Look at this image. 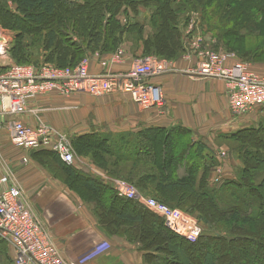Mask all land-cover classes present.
Instances as JSON below:
<instances>
[{
	"label": "trees",
	"instance_id": "16d2710c",
	"mask_svg": "<svg viewBox=\"0 0 264 264\" xmlns=\"http://www.w3.org/2000/svg\"><path fill=\"white\" fill-rule=\"evenodd\" d=\"M197 11L205 19L200 28L208 27L217 41L214 50L234 51L238 41L254 37L261 38L260 44L238 56L251 62H256L252 55L264 56V0H0V23L15 28L8 49L15 63L73 68L88 55L113 54L122 45L125 56L132 45V51L141 49L143 55L177 60L188 51L184 29ZM114 135L84 134L73 144L94 153L93 163L110 177L130 181L143 195L196 215L202 227L196 242L55 151H31L36 159L53 154L45 160L63 169L69 179L65 183L72 190L81 183L94 196L92 211L102 231L136 244L146 264H264V120L259 127L224 136L238 142L232 154L240 164L234 176L216 181L212 174L220 163L214 150L203 138L191 139L185 127ZM119 221L132 228L116 227ZM0 264H13L12 250L1 236Z\"/></svg>",
	"mask_w": 264,
	"mask_h": 264
},
{
	"label": "built area",
	"instance_id": "2783aa9c",
	"mask_svg": "<svg viewBox=\"0 0 264 264\" xmlns=\"http://www.w3.org/2000/svg\"><path fill=\"white\" fill-rule=\"evenodd\" d=\"M191 41L193 55L186 58L192 59L193 63L186 67L178 68L168 59L147 56L133 60L127 71L94 74L88 57L73 68H58L50 64L39 68L32 65L23 67L1 63V59L7 57L8 40L0 26V67H6L0 72V130L6 128L11 143L23 151L47 148L55 151L68 164L74 165L78 160L90 168L81 158H75L70 141L61 131L29 108L31 99L52 91L64 97L76 94L101 97L124 93L145 109H161L166 104L163 89L150 79L177 72L191 77L224 80L229 106L235 115L264 109L263 74L253 71L234 54L202 49V40L198 37H193ZM94 55L104 67L125 57L122 49L116 50L110 59L99 53ZM27 114L35 117V124L25 123L20 117ZM23 161H27L26 156ZM220 169L219 166V172ZM9 172L0 176V236L10 244L13 264H80L63 256L39 215L28 205L13 173ZM110 178L118 196L143 204L159 215L176 234L191 242L198 240L202 233L198 219L143 195L125 179Z\"/></svg>",
	"mask_w": 264,
	"mask_h": 264
},
{
	"label": "crops",
	"instance_id": "0c3cea01",
	"mask_svg": "<svg viewBox=\"0 0 264 264\" xmlns=\"http://www.w3.org/2000/svg\"><path fill=\"white\" fill-rule=\"evenodd\" d=\"M127 52L129 53L128 46ZM128 53L121 61H114L107 67L100 65L98 56L92 55L90 70L94 74L127 71L131 68L133 60L139 56H130ZM110 55H104V57ZM179 63V66L186 67L192 64L193 60L187 59ZM150 81L163 89L166 104L161 109H145L124 93L101 97L87 94L64 97L56 91L31 99L28 106L56 127H71L77 121L75 117L76 110L79 109L78 104L83 105L84 111L81 114L83 119H86V113H88L87 104H91L90 106L95 107V116L99 115L93 124L100 126L99 128L102 127L104 119L103 110L105 108L113 110L105 119V123L109 124L110 131L113 133L138 132L147 127L180 125L190 130L191 139H207L211 145L219 138L225 139L224 136L227 134L250 128V125L259 117L258 109L252 115L248 113L244 116H236L229 106L227 84L219 78L167 73L154 77ZM86 96L93 98L89 99ZM20 117L25 123L35 124V117L31 114ZM4 133L8 136L6 128L0 130L1 143V136ZM10 145L17 154L21 153L20 156L8 158L7 161L14 170V177L23 196L36 207L33 210L52 234L55 243L67 260L80 264H146L143 252L136 244L124 236H110L102 231L92 208L83 205L70 190L54 179L52 174L38 163V159L32 156L33 151L29 153L15 147L12 143ZM23 156L27 157L26 162L21 160ZM74 165L98 177L106 184H112L111 178L106 175L107 172L95 164L93 168H89L76 160ZM229 165L230 163L223 165L219 173L214 172L212 179L216 181L232 177Z\"/></svg>",
	"mask_w": 264,
	"mask_h": 264
},
{
	"label": "rangeland",
	"instance_id": "374dc122",
	"mask_svg": "<svg viewBox=\"0 0 264 264\" xmlns=\"http://www.w3.org/2000/svg\"><path fill=\"white\" fill-rule=\"evenodd\" d=\"M233 6H237V4H235V2H233ZM213 11H214V9H213ZM261 18L262 17L259 18V16H258V18H256V19L260 21ZM204 20L202 19V15H201V13L199 11L191 13V18L188 21L187 27L184 29L185 35L187 34V36H188L187 42L185 44V47H187L188 51L185 52L183 54V56L180 57L177 60L168 59V60L173 62L175 67L183 68V67L179 66V64H180L179 62L187 60L186 57H188V55H189V57H192L193 52H192L191 47H190V44L192 42L191 39L193 37H198V38H200V41L202 40L201 41V48L202 49L211 50V51H217V52H222V53L234 54L238 59L246 62L253 71L264 75V64H263V62H261V61L264 60V56L252 55L254 51L251 52L248 57H251V55H252L256 62L246 61V60H243V58H241L240 56H238V53H239L240 50H243V51L246 50V52H247L249 48L253 47V45L260 44L261 38H254V37L250 38L249 37V38H246L247 40L238 41L237 42L238 46H236L234 51H227L223 47H220V48H217L216 50H214L212 46L214 44H216L217 41L215 40V38H213L212 34L207 33V30H209L208 27L205 26L204 28H202V27L200 28V26H199L200 24L204 23ZM123 22H124V20H123ZM217 25H221L218 22V18H217ZM0 26H1V28H3L5 30V35H6V38L8 40V47H7V53H6L7 57L6 58H2L1 59V63H3V61H4L3 64H6V65H21L23 67L24 66H30V65H32V66L38 65L37 63H29V64H18V63H15V61L10 57V54L8 53V49L10 47V42L12 43L13 37H14V34H15V28L13 29L12 26L6 27L3 23H0ZM260 26H261L260 30L263 31L262 28L264 29V22L262 23V21H261L260 22ZM128 47H129V53L127 51H126V53H128V55H130V56L139 55V56H137L136 59H141V58L147 57V56H153V57L155 56V57L158 58V56H156L154 54L143 55L142 52H141V49L139 51H137V52H135V50L132 51V45H129ZM118 49L124 50L123 45L120 46ZM107 55H110V54H107ZM114 55L112 54L110 56H105V57L106 58H112ZM86 57L90 58V55H88ZM45 64L53 65L52 63H44V64H41L40 67L45 65ZM174 73H177V72H174ZM86 97H89V96H86ZM90 98H93V97H89V99ZM87 105H88L87 106L88 107V113H86V119H83L82 118L83 116L81 115L82 112L84 111L83 105L80 106V104H78L77 108H79V109L76 110L77 115H76L75 118H76L77 121L75 122V124H73L71 127H69V126H67V127H65V126L64 127H59V126L56 127L55 125L54 126L59 131H61L68 138V140L70 141V143L72 145V150H73L74 155H75V158L76 159H77V157L81 158L82 160L87 162V164L90 165L93 168L94 163H93L92 157L94 158V156H95L94 153L88 152L86 148H78L77 144H76V147H75L74 144H73V140L76 141L78 136H81V135H84V134H90V133L91 134H99L100 133V134H107V135H112V136H115L114 134H119V133H113L112 131H110V127L108 126L109 124L105 123V119L108 118V116L111 115V113L113 111L112 109L105 108L103 110V118L104 119L102 121V127L99 128L100 126H98L96 124H93V123H95L97 121V118L99 116V115L97 117L95 116V109H94L95 107L93 108V106H90L91 104H87ZM258 110H259V112H258L259 117L255 121V123L250 125L251 127H259V125L261 126V122L264 120V113H262V111L264 112V109L260 108ZM253 113H255V111H253L252 113H249L248 115H252ZM71 114H72V112H71ZM236 116H239V115H236ZM240 116H244V115H240ZM83 132H86V133H83ZM88 132H90V133H88ZM1 140H2V143L0 142V175L4 176V175H6L7 172L10 173L9 170L12 173L14 171L13 169H11L12 167L9 165V163L7 161L8 158L15 157V156H18V155L20 156L21 153L17 154V152L14 150V148L10 145L11 141H9L10 138H8L6 133H4L1 136ZM205 141L208 144H210V146L214 150V153L216 154V158H217V160L219 161V163L221 165V166L219 165L221 167V169H222L223 165L225 166L226 164L230 163L229 166L231 167L232 175L234 176L235 175V168L234 167H235V165L240 164V161H239V159H236L234 157V155L232 154V147H234L235 145H238V142L237 141H233V140H229V139H222V138L220 139L219 138V139H217L216 142H213V144L211 145V142H209L207 139H205ZM216 143H218L219 145H217ZM30 152H31V150L29 151V153ZM222 153H224V155H222ZM38 154H40V152H38ZM32 156H33V154H32ZM52 156H53V154H51V155L50 154L42 155V158H38V163H40L43 167H45L46 170L49 173L52 174L54 179L58 180L68 190H70L75 195V197L78 198V200L83 205L87 206L88 208L94 207L95 206L94 198H93L94 196L88 194V192H85L84 189H83L84 187H83V185H81V183L73 184L74 189L72 190L65 183L66 180H69V179L65 175L63 169L60 168L57 165L56 162H54V161L51 162L52 160L51 161L49 160V162H47V160H45V158H49V157H52ZM24 157L25 156L21 157V160H23ZM94 159H96V158H94ZM24 162H26V161H24ZM120 165H122L123 168L130 167L127 164L125 165L124 163H122V164L120 163ZM219 166L216 168L217 170H215L216 173H219V171H218ZM106 175H107V177H110V175L108 173ZM111 177H113V176H111ZM113 178H118V177H113ZM225 178H228V177H225ZM120 179H122V178H120ZM212 180L214 181V179H212ZM108 184L111 185L113 187L114 191H115L113 183L112 184L108 183ZM150 197L155 198L154 196H150ZM24 198H25V200L27 201L28 205L31 208H33V209L36 208L31 203V201L28 198H26V197H24ZM118 205H116V206L117 207H123L124 206L126 208L131 209V210L133 208V206L129 205V204L118 203ZM134 208H136V207H134ZM175 208H177V207H175ZM177 209H180V208H177ZM180 210H182V209H180ZM182 211H184V210H182ZM184 212H186V211H184ZM186 213L190 214L191 216H193V217H195L197 219L196 215L191 214L189 212H186ZM115 223H116V227H121L122 229L132 228L131 227L132 225L125 224V223H123L121 221L115 222ZM136 228H138V226H136ZM8 245L10 246L9 243H8ZM12 256L14 257L13 253H12Z\"/></svg>",
	"mask_w": 264,
	"mask_h": 264
}]
</instances>
